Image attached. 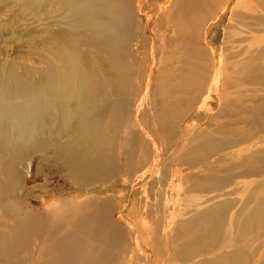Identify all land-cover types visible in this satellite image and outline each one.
Wrapping results in <instances>:
<instances>
[{
	"label": "bare ground",
	"instance_id": "obj_1",
	"mask_svg": "<svg viewBox=\"0 0 264 264\" xmlns=\"http://www.w3.org/2000/svg\"><path fill=\"white\" fill-rule=\"evenodd\" d=\"M135 1L0 0V264H140L152 254L142 241L151 232L170 244L156 264H264L262 7L247 16L235 10L238 0H167V22L179 35H162L163 43L155 34L145 68L125 59L129 43L144 45L135 17L141 0ZM212 14L224 18L219 26L232 41L230 75L215 72L220 61L189 45ZM153 20L162 26L161 14ZM15 48L37 62L5 57ZM209 80L224 93L219 104L238 109L235 122L192 123L193 104ZM224 108L217 117L226 116ZM44 158L67 170L47 167L57 188L40 173ZM174 161L173 174L186 172L184 210L166 230L132 220L151 207L167 210L160 192L173 190L163 182ZM144 179L159 182L161 191L144 192V206L127 216L123 202ZM26 192L76 195L71 212L62 213L68 226L24 213ZM132 199L134 207L135 193Z\"/></svg>",
	"mask_w": 264,
	"mask_h": 264
},
{
	"label": "rangeland",
	"instance_id": "obj_2",
	"mask_svg": "<svg viewBox=\"0 0 264 264\" xmlns=\"http://www.w3.org/2000/svg\"><path fill=\"white\" fill-rule=\"evenodd\" d=\"M128 1H130V0H128ZM138 1H140V0H137L135 2L139 3ZM232 1H234V0H232ZM235 2H236V0H235ZM140 3H141L143 10L141 9L142 12H140V14L136 13L135 17H138V19H139L140 31H139L138 35L140 37V43H144V45L139 44L137 46V48H131L130 47L131 43H129V46L127 48V56L125 57V59L127 61H130L132 63V65H134V66H139L140 64H142L145 68H149L150 64L152 63L151 62V55H150L151 54L150 53V51H151L150 43L153 42L155 34L161 38L160 40H158L159 42L162 41L163 43H165L164 37L162 35H166V37H167L168 34L165 31V29H166V27L172 26V25L169 22H167V19H166L167 13L164 10V6H166L168 4L167 0H164V2H163V0H141ZM238 3H239V5H237L235 10H237L241 14H246L247 16H248V14L250 16H256V12H252L250 10V8L253 7L255 10L256 8L259 9L258 7L261 6L262 8H260L261 9L260 11L262 12V16H263L262 22L264 23V0H256V1L255 0H238ZM232 4H234V3H232ZM233 8L234 7H232V9ZM155 13L156 14L158 13L159 15L161 14V17L163 18V23H162L161 27L158 24L153 25L155 23V21L153 20L154 15L156 16ZM215 17H216V15L212 14L207 21L203 20V21H201V25L199 24L201 26L200 27L202 30L201 32H203V34H201V39H203V43L205 42L204 46L201 48H204L206 50V52L208 54V58H213V60H219L220 61V63L218 62L220 64V67H218V63H216V62L214 63L213 68L216 69L215 72L218 71L219 73L221 72L223 75H230V73L227 72V70L231 64V62H229V59H228L229 58L228 54H230V52L233 49L230 46L232 41L227 38V33H225V35L223 34V30L219 26L220 19H224V18L221 16V14L218 15L217 18H215ZM136 27H137L136 24H134V28H136ZM242 29L244 30V32L246 31V35H249V36H251V35H258V36L262 35V33L257 32V31H252L248 28L242 27ZM226 31H228V29H226ZM216 35H217V39L219 40L220 44L218 42H216V40H217ZM204 36L205 37L207 36L206 40H204ZM144 38L146 40H144ZM195 42H199V40L198 41L196 40ZM211 42H213L214 45H209ZM169 44L171 45V48L173 50H175V42H170ZM205 50H204V52H205ZM8 54L5 57H8L9 59H13L15 61H17V60L36 61V59H34L33 53L31 54V53H26V52L24 53L22 51H17L16 48L14 50L9 51ZM174 56H177V54H173L172 57L174 58ZM142 58H143L144 62H141ZM259 63L264 68V62H259ZM220 69H221V71H220ZM193 71H195V70H193ZM208 82L204 87L203 95H200V97L198 96L197 102L193 104L192 109H193V111H196V113H194L193 116L191 117L192 123L195 122L196 125L200 124L203 127H206V125L210 121L217 122V124H220V123L227 124L229 122H235V120L237 119V114L239 112L238 109L234 110L232 107L224 108L225 106H223V104L222 105L219 104L218 99L221 98V96L224 95V93L222 91L216 93V91H217L216 83L213 82L211 84L210 80ZM218 95L220 96L219 98H217ZM188 96H195L193 94L192 90L189 91ZM231 97L233 98V96H231ZM237 104H238L239 108H243V109L246 108V104H241L240 102H238ZM220 108L226 109V116L217 117V113H218ZM195 115H197V116H195ZM210 115H211V117H209ZM147 116H149V114H147ZM233 128L242 129L243 125L242 124H236L235 127L233 126ZM136 138L138 140V137H136ZM168 154H169V152H168ZM168 154H166L165 156H169ZM218 156H220V155L219 154L216 155V157H218ZM56 161L57 160H52L51 158H46V159L44 158L40 161H37V166H39V168H41L43 170V172L40 171V173H42L44 175V177L49 179V180H47L48 182H52L53 176L48 174L47 167L51 168V169H49L50 172H54V173H57L60 171L64 172V173H65V171L67 172V170L62 165H60V163L58 161L57 162ZM168 167H167V170H169V171L167 174V179L163 183L166 186L172 187L173 190L169 191V193L168 192H160L161 191V188H160L161 184H159V182H157L156 180H149L146 185L144 184L147 182L146 179L140 181L139 183H137V186H136V184L133 185V187L136 190H133V187H132V190L129 189V193L127 194L128 196H127L126 200L123 202V204L126 203L125 204L126 209L123 211L125 215H127V213H128L127 210H131L133 208H134V210H137L136 208L139 207L140 205L144 206V204L146 203V197H147L144 192L150 194L148 196L151 197L153 195L152 191L156 189L160 193L165 194V200L167 201V206H164V209L167 208V210L161 211L158 206H157V208L151 207V208L147 209L146 212H142V211L140 213L134 212L135 214L132 215L131 218H132V220H135V221L144 219V220L148 221L149 224H152L153 226H159L162 224L165 227L163 230L168 229L167 227H169V225H170L169 219L171 217H173L175 215V213H177L178 211L180 212V211L184 210L183 200L186 198V196L183 197L181 195L182 186L180 185L183 181L182 177H184L186 172L183 173V176H180L179 172L178 173L175 172V174H173V172L171 170H176L179 168V166L175 163V161L173 162V165L170 168H168ZM26 168H27V164H25V166L21 169L22 174L25 173ZM60 184H61V182H60ZM50 186H53L54 188L58 187V185H55V183H53V182L50 183ZM147 186L149 188L146 191H144L145 187H147ZM46 187H47L46 185L41 184V186H39V189H44ZM59 191H65V189H63L61 187V188H59ZM133 191H135V192H133ZM136 191H138V192L142 191L143 193L138 194ZM123 192H124V190H123ZM132 193H135V195H136V198H137L136 204L138 206L133 205L134 207H132V203H133ZM160 193H159L158 197H161ZM24 195L21 196L20 204L24 207V210H25L24 213L31 216L32 219L43 220V221L45 220L46 221V219H48L50 217L54 221L60 220L58 222H60V224H62L63 227L68 226V222H67L66 218L62 215V213L66 212V208L71 212V208H72L73 204L77 203V201H75L76 199H74V197L76 198V195L69 194V195L61 196L60 198L57 197L55 199H53V198L43 199V198L37 197L38 194L27 193V192ZM190 197H192V196H190ZM237 197H241V196L237 195ZM56 199H57V201H56ZM152 199L155 200L154 197H152ZM28 200H30V201H28ZM158 200H160V199H158ZM59 204L61 206H59ZM29 205H31V206H29ZM139 215H141L142 217ZM60 217H63V218H60ZM61 219H63V220H61ZM11 223H13V221H11ZM152 225H150V226H152ZM148 239L143 237L142 241L147 242V244L149 245V248L153 247L152 254L147 255L148 261H146L145 259H141L139 262L140 264H146V263L150 264V262L152 264H156V261H159L160 257L163 255H166L168 253V251L170 250L169 249L170 244L165 242V239L163 238L162 234H156L154 232H151V237H148ZM258 240L262 241V240H264V238L262 237ZM149 255H150V257H148Z\"/></svg>",
	"mask_w": 264,
	"mask_h": 264
},
{
	"label": "crops",
	"instance_id": "obj_3",
	"mask_svg": "<svg viewBox=\"0 0 264 264\" xmlns=\"http://www.w3.org/2000/svg\"><path fill=\"white\" fill-rule=\"evenodd\" d=\"M165 31L167 32L168 36H170V35H179V29L177 27H175V26H168V27H166ZM201 34H203V32H201L200 35H199V37H200L199 38V42H195L193 44H189L190 46L193 45L191 47H197V46L203 47L204 46L205 42L203 43V39H201ZM180 37H182V36H180ZM182 38H184V37H182ZM206 39H207V36L206 37L204 36V40H206ZM216 39H217V35H216ZM216 42L219 43V40L217 39ZM209 45H214V43L211 42Z\"/></svg>",
	"mask_w": 264,
	"mask_h": 264
}]
</instances>
